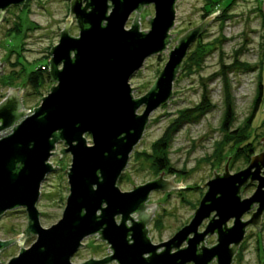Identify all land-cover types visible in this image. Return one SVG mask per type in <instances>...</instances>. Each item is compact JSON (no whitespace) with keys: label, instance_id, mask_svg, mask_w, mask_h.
Listing matches in <instances>:
<instances>
[{"label":"water","instance_id":"1","mask_svg":"<svg viewBox=\"0 0 264 264\" xmlns=\"http://www.w3.org/2000/svg\"><path fill=\"white\" fill-rule=\"evenodd\" d=\"M176 1L69 0L70 14L49 51V78L55 85L31 112L21 101L23 89L9 88L0 101V214L17 206L25 207V234H37L36 241L7 264H70L69 257L81 239L102 225V237L113 250L104 262L116 259L120 264H159V254L154 250L160 244L144 246L151 245L142 230L147 214L137 221L131 213L143 209L150 191L184 185L181 180L173 183L175 174L163 179V170L156 179L132 184V189L126 191L117 186V180L150 113L172 96L173 81L189 45L221 10L177 38L153 84L135 98L129 79L146 58L166 51L169 37L173 36L169 30L174 25ZM24 2L0 0V21L9 7H21ZM149 4L153 5L154 15L144 17L149 22V29L144 31L138 18ZM73 18L78 27L76 36L69 33ZM1 67L0 63V75ZM57 142H62L64 148L53 152ZM259 142L263 151L254 153L246 167L230 172L227 160L221 174L213 170L214 176L200 185H205L206 191L191 220L162 243L167 247L160 255L166 254L170 246L179 247L192 234L185 248L168 254L172 264H206L213 257H217L219 264L230 263L245 227L252 224L259 229L264 211V137ZM63 153L71 155L68 171L64 170L69 193L59 220L43 227L36 207L41 182L53 169L61 168H53L50 156L59 154L60 158ZM249 182H255V190L242 198L240 189ZM251 210L250 218L241 220ZM115 215L121 216L118 225ZM230 218L234 219L233 225L223 228L222 224ZM205 219H209L205 228L198 231ZM215 230L217 243L211 247L202 244L197 252L204 236ZM129 231L133 238L130 244L126 240ZM14 239L0 240V248ZM144 253H150L147 260L142 257Z\"/></svg>","mask_w":264,"mask_h":264},{"label":"rangeland","instance_id":"2","mask_svg":"<svg viewBox=\"0 0 264 264\" xmlns=\"http://www.w3.org/2000/svg\"><path fill=\"white\" fill-rule=\"evenodd\" d=\"M219 9L189 45L173 81L172 96L150 113L141 138L117 180V186L126 191L132 189V184L136 186L156 179L162 172L152 163L157 156H166L170 166L180 170L174 173L172 181L177 184L181 180L184 187L170 188L171 194L166 201L157 193L151 198L161 202L159 211L165 213L162 217H165V226H169L161 230L162 237L191 219L206 191V186L200 185L214 176V169L216 174H221L227 160L230 172L247 166L244 156L235 155L239 145L249 141L255 154L263 151L259 141L264 137V0H177L174 25L169 30L173 36L169 37L167 49L146 58L131 76V93L135 98L143 95L162 70L177 38ZM69 14V0H25L21 7L11 6L4 13L0 21L3 70L0 101L9 88L23 89L24 108L32 111L55 85L50 80L35 89L27 85L26 80L31 70L39 66L47 69L49 51L57 43ZM206 14L208 16L204 17ZM149 15H154L152 4L144 6L139 14L141 30L149 29V22L144 18ZM133 17L134 13L130 15L127 28ZM69 33L78 35L74 18ZM259 82L263 84V96L251 126L246 128L245 120ZM206 94L210 101L208 107L202 105ZM228 100L235 116L230 132L221 128ZM189 108L191 111L184 114ZM142 109L143 106L137 112L141 113ZM236 128H243V131L232 136ZM87 142L91 143L89 136ZM161 146L166 147L165 151L160 150ZM62 148L63 143L57 142L53 152ZM70 161V153H63L60 158L59 154H52L49 158L53 168H61L53 169L41 182L36 205L43 227H49L61 217L69 193L66 168ZM163 172L161 176L165 180L174 175L165 169ZM254 190L255 182H249L243 187L241 196H249ZM20 208L0 215L1 239L16 237L26 227L28 219ZM259 229L252 225L247 227L246 251L241 264H264V211ZM31 240L29 238L27 243L23 240L24 246ZM7 247L0 252L1 262L18 251L16 246Z\"/></svg>","mask_w":264,"mask_h":264},{"label":"flooded vegetation","instance_id":"3","mask_svg":"<svg viewBox=\"0 0 264 264\" xmlns=\"http://www.w3.org/2000/svg\"><path fill=\"white\" fill-rule=\"evenodd\" d=\"M5 96L6 95H4V97ZM23 98H24V93L22 94V97H21V101L23 102V106H24V99ZM243 187H241L240 192H242ZM155 193L159 194L160 196H163V199L165 201L169 198V196L171 194L170 188H164V189L150 191L147 200L143 203V209L135 211V212L131 213V215L133 216V218L135 220L139 221L138 218H141L142 215L147 214L142 230L143 229L145 230L146 238L151 245L145 244L144 246L150 248L152 245L160 244V246L154 250L155 254H159V258H157L158 261H160L159 264L160 263L161 264H172L171 263V257L168 254H171L178 249L185 248L187 246V238L192 236V234L188 235L184 240H182L179 247H171L170 246L169 251H167V253L164 255H160V254L166 249L167 245L162 244V243L167 242L181 227H183L184 225L189 223V221L191 219L188 222L179 226L174 232H172V233L170 232L167 237H162L161 233H160L161 230H163L164 228H168L169 226H168V224H167V227L165 226L166 225L164 222L165 217H162V215L165 213L164 212L161 213L159 211L161 202L157 201V200H151L152 195H154ZM242 198H244V197H242ZM198 204H199V202H198ZM36 207H37V205H36ZM18 208L24 210V213L28 219V215H27V212L25 210V207H22V206H17V207H14L12 209H8L0 215H4L6 213L12 212ZM159 212H160V214H159ZM252 212H253V210L245 213L242 216L241 220L246 221L247 219H249ZM97 213H99V211ZM261 217H262V215H261ZM114 220H115V223L118 225L120 223L121 216L115 215ZM208 220L209 219H205L202 222L201 226L198 228V231H202L205 228ZM233 222H234V219L230 218L225 223L222 224V227L223 228H229L233 225ZM27 224H28V220H27ZM27 224H26V227H27ZM126 224H127V227L131 226V220L128 219L126 221ZM250 225H252V224H249L245 227L243 239L237 245L236 250L231 257V261L229 264H241V262L243 260V253L246 251L247 227H249ZM252 226H254V225H252ZM26 227L22 231L19 232L18 235H21L19 237V239H17L15 236L9 237L6 239L0 238V240H8V239L15 238L13 242H11L9 245H7V246H9V247H7V249H10V247H13V246L18 247V251L16 253L11 255L6 261H4V262L0 261V264L9 263L11 258L19 255V253L23 249L29 248L36 241L37 234L33 233V232H29V233L25 234ZM103 229H104V226L102 225L95 232L90 233L88 235H85L81 239L79 246L73 251V253L69 257L70 264H85L86 262H91L90 264H120L116 259H112L110 261L104 262V259L113 253V250L111 249L110 243H108V241L102 237L103 236V234H102ZM258 230H260V229H258ZM140 232H141V229H138L137 233L139 234ZM217 237H218V234H217L216 230L212 234L205 235L203 241L200 242L198 245V251L197 252L200 251L199 249H200L202 244L207 246V247H211V246L215 245L217 243ZM22 238L24 240V243L25 242L27 243V240L29 238H32V240L29 242L28 245L24 246V243L20 244V240ZM210 239H212V241H210ZM126 240H127L128 244L133 242L132 233L130 231L126 235ZM16 242H18V244H16ZM21 245H23V246H21ZM231 245L232 244H230V246ZM5 249H6V246H5V248L4 247L0 248V252L2 250H5ZM149 256H150V253H144L142 255L144 260H147L148 259L147 257H149ZM137 260H134V262H136ZM139 260H142V259L139 258ZM175 264H193V263L192 262L180 263V261L179 262L177 261ZM206 264H219V262H218L217 257H213L211 260L207 261Z\"/></svg>","mask_w":264,"mask_h":264},{"label":"trees","instance_id":"4","mask_svg":"<svg viewBox=\"0 0 264 264\" xmlns=\"http://www.w3.org/2000/svg\"><path fill=\"white\" fill-rule=\"evenodd\" d=\"M7 11H8V9H7ZM206 16H208V14H206L204 17H206ZM46 81H50L48 68L45 70V69L40 68V66H39L35 70L30 71L28 78L26 80V84L35 88V89H38ZM226 83H227V81H226ZM262 86H263V84L261 82H259V84L257 86V94H256L255 99L253 101L250 114L245 120V127L246 128L251 126L252 119H253L255 112L258 109V106H259L260 101L262 99V96H263V87ZM208 98H209V96L207 94L203 95V101H204L202 103L203 106L208 107L210 105V101ZM189 111H191L190 108L185 109V111H183V112H184V114H186ZM233 114H234L233 105H232L231 101L228 100V102L226 104V108H225L223 115H222V119H221V128L224 131L230 132L229 129H230V127L234 121V117H235V116H233ZM233 131L234 132H232L233 133L232 136H237V135H240V133L243 131V128H236ZM165 148L166 147L161 146L160 150L165 151L164 150ZM254 153H255V150H254L253 144L249 141H247L245 144L239 145L235 151V155L244 156L248 163H249L250 157ZM152 163L160 171L165 169L168 172H170L171 174H174L176 172H180V170L178 171L176 169H173V167L170 166L166 156H162V157L157 156L156 158L153 159Z\"/></svg>","mask_w":264,"mask_h":264},{"label":"built area","instance_id":"5","mask_svg":"<svg viewBox=\"0 0 264 264\" xmlns=\"http://www.w3.org/2000/svg\"><path fill=\"white\" fill-rule=\"evenodd\" d=\"M45 68V67H44ZM30 111V110H29ZM31 112V111H30Z\"/></svg>","mask_w":264,"mask_h":264}]
</instances>
